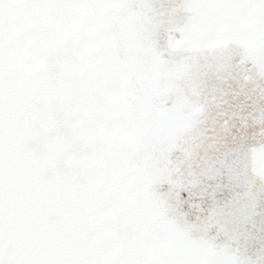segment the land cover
Returning <instances> with one entry per match:
<instances>
[{
	"label": "snow or ice",
	"instance_id": "6c2138e0",
	"mask_svg": "<svg viewBox=\"0 0 264 264\" xmlns=\"http://www.w3.org/2000/svg\"><path fill=\"white\" fill-rule=\"evenodd\" d=\"M0 264H264V0H0Z\"/></svg>",
	"mask_w": 264,
	"mask_h": 264
}]
</instances>
